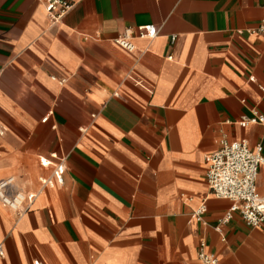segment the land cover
<instances>
[{
  "label": "crops",
  "instance_id": "crops-1",
  "mask_svg": "<svg viewBox=\"0 0 264 264\" xmlns=\"http://www.w3.org/2000/svg\"><path fill=\"white\" fill-rule=\"evenodd\" d=\"M261 22L264 0H75L54 25L43 0H0V179L37 193L21 216L0 205V264H200L201 241L264 264L263 228L220 224L205 163L222 138L264 159V126L238 125L264 116ZM146 25L132 53L112 43Z\"/></svg>",
  "mask_w": 264,
  "mask_h": 264
},
{
  "label": "built area",
  "instance_id": "built-area-1",
  "mask_svg": "<svg viewBox=\"0 0 264 264\" xmlns=\"http://www.w3.org/2000/svg\"><path fill=\"white\" fill-rule=\"evenodd\" d=\"M46 7V15L51 24L59 23L74 7L75 0H43ZM158 34L153 25L138 27L136 34L130 29L117 35L112 43L119 49L132 53L134 51L133 40L135 37L153 40ZM251 35L264 36V22L250 31ZM175 40L172 37L171 42ZM264 93V88H261ZM44 119L43 121H45ZM259 124L264 126V116L253 113L251 117H242L238 123L240 127ZM54 159L56 157H53ZM44 160V159H43ZM40 161L42 168L52 167L51 177L40 178L41 188L51 186L54 182H63V160L46 163ZM207 165L206 181L212 194L218 199L231 202L226 215L220 220V224L227 223L234 213L238 214L243 223L249 228L264 229V196L256 190V180L260 167H264L262 146L250 147L245 141H228L222 138L219 148L205 158ZM37 198V193H24L14 187L12 177L0 179V205L21 216L28 211ZM204 207H200L194 217L201 221ZM205 243L200 242L197 259L200 264H218L217 258L204 250ZM2 248L0 247V254Z\"/></svg>",
  "mask_w": 264,
  "mask_h": 264
},
{
  "label": "bare ground",
  "instance_id": "bare-ground-1",
  "mask_svg": "<svg viewBox=\"0 0 264 264\" xmlns=\"http://www.w3.org/2000/svg\"><path fill=\"white\" fill-rule=\"evenodd\" d=\"M44 163H46L45 161H43Z\"/></svg>",
  "mask_w": 264,
  "mask_h": 264
}]
</instances>
